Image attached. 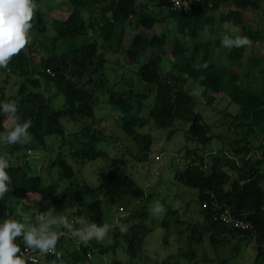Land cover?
Wrapping results in <instances>:
<instances>
[{
	"label": "rangeland",
	"instance_id": "rangeland-1",
	"mask_svg": "<svg viewBox=\"0 0 264 264\" xmlns=\"http://www.w3.org/2000/svg\"><path fill=\"white\" fill-rule=\"evenodd\" d=\"M36 1L34 0L35 3ZM38 1L39 10L35 12L31 21L34 25L30 30L31 44L22 52L32 60L28 67L33 73V79L41 83V89L37 92L42 93L46 99H51L55 110H61L64 108L66 98L64 95H58L54 84L48 85L45 79L41 78L40 73L43 70L40 68V60L47 59L54 52L56 32L52 27L53 21L66 19L73 7L68 0ZM137 4L144 9L146 7L148 12L160 15L161 10L157 7L156 0H137ZM232 10L235 8L225 4L218 11L210 12L209 15L215 18V24L203 28L198 33L196 43L208 45L209 62L222 73L225 86L231 77L236 76L238 86L262 94L264 93V5L258 11L249 9L243 12L244 24L236 27L221 21V18ZM90 11H95V9L83 10L86 20H89L91 16ZM39 13L45 17L48 28L44 36L38 33L35 26ZM165 14L164 12L163 15ZM175 27V22L165 17L164 21L157 24L152 32H146L142 28H135L134 24L127 23L126 35L130 36L126 38L123 48L127 49L132 42V35L138 33L164 37L167 42L166 46L155 52L148 50L144 53V57L146 61L153 60L159 67L162 78L169 77L176 63L172 56L175 38L178 36L181 43L190 46L187 36L178 34ZM249 31L255 32L258 39L251 38ZM236 35L246 36L250 41L249 44L240 47L239 58H236L234 54V47L225 48L221 43L224 36L234 37ZM88 37L94 39L95 32L90 30ZM85 42H87L86 38H82L76 41V44L80 45ZM30 47L33 52L30 51ZM99 49L101 55L103 53L107 59L108 84L97 92L93 122L77 124L64 119L61 121L64 126V136H48L42 145L31 139L30 142L23 143L24 146L18 151L0 142V156H5L10 165L9 168H20V174L26 173L29 177H39L41 190L46 191L55 187L52 195L50 194L52 191H49L45 194H30L27 197H17L12 188V191L6 193L4 199L0 200V223L9 218L23 222L22 216L17 214L18 208L23 215L31 217V223L34 225L39 223L35 220V215L45 213L50 209L54 211L43 223L48 224L53 219L58 220L61 215L72 221L79 207L83 205H77L71 197H66L67 189L72 188L73 192H76L85 186L91 189L97 188L100 183V174L107 170L111 161L122 159L130 176L144 190V198L125 197L116 204H108L102 192L85 198L86 206L93 200L102 202L104 221L110 225V231L104 240L92 239L89 242L91 247L92 245L95 247L93 252H88L84 263L77 261V256L81 255V242L78 238L73 237L69 229L58 223L49 224V230L55 231L60 236L57 250L63 255L57 264H61V261L62 264H264V257L259 258L258 256L259 241L255 236H234L227 229H223L217 238V245L213 246L208 236L202 242L199 241L201 233L193 232L195 224L202 222L199 216L198 192L180 184L175 178L176 174L186 166L187 150L197 146L194 142L187 140L186 131L189 129V124L179 121L172 127L161 129L149 123L143 129H138V134L149 135L153 140L150 150L142 155L138 144L121 127L122 112L113 108L108 101L112 91L115 93L132 91L134 94L130 102L134 105L132 115L135 118L148 115L149 108L154 102V96L150 95L148 98L135 96L146 92V87H148L140 81L138 75L142 61L138 64H130L123 52L114 54L108 51L101 40ZM203 53V50L200 51V55L197 56L198 61L201 60ZM187 56L191 58L192 54L187 53ZM25 81L26 79L14 69L0 68V89L4 88L6 97H13L12 102L16 104L19 100L16 99L17 94ZM27 85L29 92L35 90L29 84ZM196 88L195 83L188 80L185 89L192 93ZM141 102L144 106L139 109ZM197 102L199 105L196 110L202 114L207 123L213 125L210 134L213 137L212 142L207 146L198 145L202 151L212 148L210 153L214 154L205 156L208 169L213 157H221L222 167H226L233 160L239 162V158L231 149L234 145L246 144V141L238 142L247 136L242 128L234 125L235 122L240 123V119L234 120L233 118L235 115L240 116L242 110L234 105L228 106L230 102L228 95H217L214 107H208L203 97L197 99ZM220 111L229 117L223 116ZM244 120L246 123L250 122L246 117ZM15 126V120L5 118L4 127L6 129L11 130ZM84 128L88 129L83 131ZM172 131L174 133L171 135ZM77 133L79 134L76 135ZM248 138V145L251 148L249 158L254 161L264 159V132L255 131ZM88 142L93 143L95 152H102L104 155L92 160L79 155V153L82 154L80 150L85 146L88 147ZM61 160L73 169L75 173L73 178L68 179L62 176L59 165ZM262 169L264 170V166ZM58 196H61V203H59ZM54 198H58L56 204ZM157 204L165 209L161 215H155L152 211ZM135 213L138 218L127 222V219ZM139 223H143L146 229L143 249L135 256H131L125 240L119 239L117 244L114 229L119 228L120 230L119 226L122 224L129 229ZM79 227L81 226L73 224V229ZM17 238L23 240L22 236ZM115 244H117L115 250L101 254L102 249ZM261 246L264 248V243H261ZM41 264H51V261L43 260Z\"/></svg>",
	"mask_w": 264,
	"mask_h": 264
},
{
	"label": "trees",
	"instance_id": "trees-1",
	"mask_svg": "<svg viewBox=\"0 0 264 264\" xmlns=\"http://www.w3.org/2000/svg\"><path fill=\"white\" fill-rule=\"evenodd\" d=\"M68 1L73 7L71 14L64 20L55 19L52 23L56 32L54 52L47 59L40 60V68L43 70L40 76L45 79L46 84L56 86L58 95H64L66 98L64 108L55 110L52 107L51 99H46L42 93L37 92L41 89V83L33 79V73L28 67L32 60L28 59L24 52L21 51L9 62L8 67L19 72V75L26 79L20 87L16 99H19L17 102L19 122L32 121V127L29 129L32 140L42 145L48 136H64V126L61 123L64 119L77 124L95 120L94 107L97 101V92L108 84L107 59L103 53L101 55L99 49L101 40L108 51H112L114 54L123 52L130 64H138L142 61L138 75L140 81L148 87H146V92L138 93L135 96L140 98L154 96V102L149 108L148 115L143 118H135L132 115L134 110V105L130 103L134 97L132 91L122 93L112 91L108 98L113 108L122 112L121 127L138 144L142 155L150 150L153 140L149 135L138 134V129H143L149 123H153L161 129L172 127L179 121L189 124V129L186 131L187 140L194 142L197 146L187 150L185 154L186 166L176 174L175 178L180 184L198 192L199 216L202 218V222L195 224L193 232L201 233L199 241L202 242L208 236L212 245L215 246L219 233L223 229H227L234 236H255L259 241L258 256L259 258L264 257V248L261 246V243H264V170L262 169L264 159L257 161L250 159L251 148L248 145V137L251 134L255 131L264 132V93H255L241 88L236 84V76L231 77L225 86L222 73L209 62L208 45L196 43L198 33L206 26L215 24V18L209 15L210 12H216L222 5L229 4L235 10L224 15L221 21L232 24L234 27L242 26L245 20L243 12L249 9L253 11L262 9L264 0H192L191 10L188 13L174 10L170 0H156L157 7L161 10L160 15L148 12L146 7L144 9L137 4V0ZM36 3L39 1L37 0ZM90 8H94L95 11H90L91 16L89 20H86L83 10H90ZM164 17L175 22L178 34L186 35L190 40V46L181 43L178 36L175 38L172 56L176 63L173 73L169 77L162 78L159 67L153 60L146 61L144 53L148 50L155 52L165 47L167 42L164 37L138 33L132 35V42L127 49H124L123 46L126 38L130 36L126 35L127 23L134 24L135 28H142L146 32H152L157 24L164 21ZM35 26L38 33L44 36L48 28L45 17L40 13ZM170 29L172 30V28ZM90 30L95 32L94 39L88 37ZM252 32H248L249 36L257 40L258 35L256 36V33ZM82 38H86L87 42L77 45L76 41ZM202 50L204 53L201 60L198 61L197 56ZM233 50L236 58H239L241 48L234 47ZM30 51L33 52L31 47ZM187 53H191L192 57L189 58ZM205 63L208 67L198 70V66ZM48 71L51 73L48 74ZM188 80H192L197 87L199 85L204 88L202 97L206 99L208 107H214L216 96L222 94L228 95L229 107L234 105L242 110L240 116L235 115L233 118H235L234 120L240 119V123L235 122L234 125L237 128H242L247 136L238 142L246 141V144L234 145L235 147L232 146L231 149L239 158V162L233 160L226 167H222L221 157H213L208 169L205 156L214 154L210 153L212 148L202 151L198 145L207 146L212 142L213 137L210 134L213 125L207 123L202 114L196 110L199 105L197 99L185 89ZM27 84L35 90L29 92ZM12 100L13 97H6L4 88L0 89V105L12 102ZM143 106L142 102L139 103V109ZM222 114L229 117L225 113ZM245 117L250 120L249 123L245 122ZM5 118L2 108H0V135L14 129L8 130L4 127ZM87 129L84 128L83 131ZM173 133L172 131L171 135ZM218 138H222V136H218ZM236 142L237 140L234 141V144ZM88 143V147L85 146L82 149L83 152L80 150L82 154L79 153V155L90 160L104 155L102 152L94 151L92 142ZM10 146L14 151H18L24 145L17 143ZM199 152L202 154L200 155ZM59 165L64 178L71 179L75 176L73 169L64 160H61ZM6 171L10 175L11 181L13 180L11 184L17 197H27L36 193L45 194L49 191H52L50 193L52 195L55 191V187L46 191L41 190L40 178L29 177L26 173L20 174V168H8ZM73 191L72 188L67 189L65 196L71 197L77 205H83L79 207L76 217L83 216L87 221L98 225L105 223L102 202L93 200L86 206L84 202L86 197L102 192L108 204H116L125 197L142 199L145 195L144 190L128 173L122 159L111 161L107 170L100 174V183L97 188L91 189L85 186L81 190ZM58 198L61 203V196ZM58 198H54L55 204ZM84 206L85 208H83ZM225 211H229L234 218L251 222L255 233L223 225L220 222V215ZM133 218H138L136 213L132 214L127 222ZM145 232L143 223H139L127 229L126 233H121L119 228H115L114 237L117 244L119 239L125 240L128 244V253L135 256L143 249ZM117 244L102 249L101 254L115 250ZM90 245L81 243V255L77 256L79 263H84L87 260L88 252L94 251L95 246L91 247ZM54 259L53 255L45 260L52 261Z\"/></svg>",
	"mask_w": 264,
	"mask_h": 264
},
{
	"label": "clouds",
	"instance_id": "clouds-1",
	"mask_svg": "<svg viewBox=\"0 0 264 264\" xmlns=\"http://www.w3.org/2000/svg\"><path fill=\"white\" fill-rule=\"evenodd\" d=\"M39 10V5L34 0H0V68H8L12 57L17 56L26 47L30 46L32 37L30 30L34 25L31 23L34 14ZM222 46L225 48L242 47L250 43L246 36L236 35L234 37L224 36ZM207 63L198 66L207 68ZM204 88L199 86L191 93L197 99H202ZM4 115L11 120L17 121L13 130L0 135V142L4 145L23 144L32 139L29 129L32 121L20 123L18 115L19 106L15 102H6L0 105ZM10 167L5 156H0V200L4 199L6 193L12 191L11 177L6 171ZM54 210L50 209L45 213L35 215L38 225L31 223V217L23 215L18 208L17 214L21 215L23 222L9 218L0 223V264H26L32 262L33 257L28 255L33 250L43 253H53L55 259L51 264H57L61 260L62 252L57 250L60 236L55 231L49 230V224H59L69 229L72 236L78 238L79 242L87 245L92 239L102 241L110 231V225L103 223L98 225L87 221L84 217H73L72 221L63 215L58 220L53 219L48 224L43 223ZM155 215H161L165 209L161 205L152 208ZM73 224L81 227L73 229ZM27 226V230H26ZM121 233L127 232L126 225H120ZM62 235V234H61ZM23 238L25 248L22 251L16 238ZM19 254V255H17ZM62 264V261H61Z\"/></svg>",
	"mask_w": 264,
	"mask_h": 264
},
{
	"label": "built area",
	"instance_id": "built-area-1",
	"mask_svg": "<svg viewBox=\"0 0 264 264\" xmlns=\"http://www.w3.org/2000/svg\"><path fill=\"white\" fill-rule=\"evenodd\" d=\"M172 3V7L174 10L181 11L183 13H188L191 10L192 0H170ZM48 73H51L48 71ZM123 209H121L122 211ZM220 222L230 228L238 229L244 232H252L255 233V228L251 222H245L242 220H239L237 218H234L229 211H225L221 213L220 215ZM19 246L21 247V250L23 251L25 246L22 243V240H19L16 238L15 241ZM19 255V254H17ZM28 255H31L33 257L32 262L28 261L26 264H41V262L49 256H53V253H43L39 250H33Z\"/></svg>",
	"mask_w": 264,
	"mask_h": 264
}]
</instances>
